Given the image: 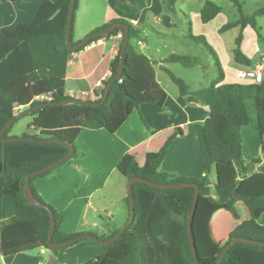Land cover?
I'll return each instance as SVG.
<instances>
[{"label":"trees","instance_id":"1","mask_svg":"<svg viewBox=\"0 0 264 264\" xmlns=\"http://www.w3.org/2000/svg\"><path fill=\"white\" fill-rule=\"evenodd\" d=\"M228 1L237 7L240 18L226 25L222 31L241 28V34L236 40L234 60L241 66L252 68L251 60L241 49L242 33L246 27L254 29L257 27L256 19L264 16V7L248 16L244 13L241 0ZM71 4L72 0L47 1L32 23L20 24L13 29H3L0 32V229L32 226L44 246L56 254L84 241L100 247L101 255L84 264H196L187 229L196 195L193 187L161 190L136 182L133 185L136 203L135 221L118 241L108 246H101L92 239H82L64 249H52L48 244L51 214L54 215L56 222L54 243H66L84 234L61 233L63 215L38 194L34 182L50 175L68 161L30 179V187L41 206L29 203L25 197L24 187L27 176L63 159L71 149L54 142L5 143L2 133L10 121L16 118L13 126L6 131V138H12L10 132L22 115H30L33 117L30 128L39 133L34 136L25 134L23 137L63 142L75 149V154L71 158L73 159L83 155L77 145V138L83 129H105L111 134H116L134 110L144 104L165 109L168 98L156 79L152 61L137 51L135 43L144 40L143 29L136 28L124 19L112 20L96 28L89 35L102 32L114 24L129 27L130 40L122 77L113 83L106 103L103 106H92L87 104L91 101L68 97L66 78L70 56L81 52L95 41L122 32L123 38L119 53L112 65V75L106 83L101 99L95 103L103 101L109 82L118 74L126 37L125 30L117 28L113 33L90 40L81 50L71 51L66 39ZM78 9L79 0L71 27L72 46L81 43L74 42ZM221 12V7L207 1L201 10V20L205 24L210 23ZM188 25L191 27L190 22ZM156 33L168 38L165 34ZM189 39L192 44L202 46L214 57L219 72L218 80L209 87L191 91L183 79L177 77L168 68H161L178 87L182 97L193 95L210 109V116L206 121L195 124L204 157L205 175L202 178L189 179L161 170L162 162L174 139V136H171L159 154L151 158L148 167L139 165L137 161H131L128 165V179L130 181L132 178H141L161 185L196 184L200 188L197 211L204 202V206L227 207L238 217L235 206L237 203H243L249 210L250 218L232 231L229 240L219 250L217 260L212 262L217 264L224 249L236 239L253 240L264 244V225L257 222L264 214V76L260 84L224 83L225 72L215 50L204 37L190 35ZM162 63L181 64L192 68L201 65V60L194 56L172 54ZM27 92H30L32 97L51 95L52 101L34 103L26 113L16 116L15 109L26 105L24 95L27 98ZM70 100L74 102L58 105ZM249 101L253 102L258 116L262 155L246 163L243 155L242 130L250 123ZM46 103L51 104L32 114L29 113L30 110ZM214 167L217 179L212 183L210 174ZM213 196H216V199ZM210 197L213 198V202L210 201ZM127 201L130 207L129 197ZM174 214L181 216L182 220H176ZM192 226L193 228L195 226L194 220ZM121 230L114 231L107 238L97 237L101 241H108ZM200 263L203 264L201 261ZM0 264H2L1 255ZM222 264H264V246L238 242L226 253Z\"/></svg>","mask_w":264,"mask_h":264},{"label":"crops","instance_id":"2","mask_svg":"<svg viewBox=\"0 0 264 264\" xmlns=\"http://www.w3.org/2000/svg\"><path fill=\"white\" fill-rule=\"evenodd\" d=\"M47 1L57 2L58 0H23L20 2L0 0V32L3 29H13L20 24L32 23L37 18L42 5ZM107 3L109 2L107 1ZM155 3L151 4L146 1L144 7H141L143 9L141 16H128L116 7H108V5L103 15L94 16L90 12L93 3L86 0L81 5L79 0L74 42L84 41L96 28L115 19L136 22L135 27L142 28L144 31V40L135 43L137 51L152 61L156 74L154 64L157 63L159 68L166 67L162 61L168 56L158 57L157 60H154L155 58L149 50V30L145 28L147 24L143 17L145 13L151 11L155 21L163 23L160 25L165 32L160 30L158 32L167 35L171 42L180 44L186 37L183 28L179 29L177 25L179 20L175 19V15L171 18L166 10L153 12V9L160 7ZM237 28L241 31L240 27ZM119 34L95 41L81 52L70 56L66 78L68 97L91 102L101 99L106 83L112 75L113 62L119 53L122 42V39L118 37ZM242 45L244 47V41H242L241 49ZM173 47L175 48L170 55L178 54L177 47ZM235 49L230 50V53L234 54ZM220 53L223 57L228 58L227 54H222L221 51ZM243 53L251 60L252 68L264 62V52L256 51L255 54H250L251 52L244 50ZM252 58L255 60L252 61ZM228 62L233 66L230 60ZM233 62L235 63V60ZM234 69H236L235 66ZM247 69V67L239 68L238 72ZM229 79L231 82L227 84L244 83L240 82L238 73L234 77L229 76ZM158 83L168 95L165 109H159L151 104L140 106L139 109L134 110L116 134H111L105 129H83L77 138V145L83 155L69 160L50 175L34 182L38 194L63 215L60 226L62 234H93L92 228L101 229L99 223L93 221L94 214L100 217L101 213H107V218H113L111 223L116 225L113 231L102 228L103 236L121 230L123 227L121 225H124L122 223L125 225L128 223L130 213L127 211L125 222L116 224L110 207L119 202L123 206L126 205L125 201L129 197L128 165L131 161H137L139 165L148 167L151 164V158L159 154L171 136H174V139L162 162L161 170L189 179L204 177V157L200 149L195 124L206 121L210 116V109L193 95L182 97L180 93L177 95L169 93L159 81ZM26 94L27 98L24 97L26 105L15 109L16 116L23 114L24 111L29 110L32 104L38 102L37 97H32L30 92ZM248 110L250 123L242 130L243 155L246 163L262 155L257 112L250 104H248ZM14 128L16 127L12 128L10 137H14ZM36 133L39 132L35 131L30 135L34 136ZM210 179L212 183L216 182L215 167L210 174ZM100 194L101 196H99ZM213 198L216 199V196ZM205 208L208 212L213 211L212 208L231 212L224 206L210 207L207 205ZM230 214L235 219L233 230L250 218V213L247 211L243 216H240L238 210V217L232 212ZM257 222L264 225V214ZM213 223L211 220V224ZM233 230L226 231L220 237L216 248L210 254L206 252V255L215 257L210 261L217 260L219 250L229 240ZM0 255L2 264H84L99 257L101 248L84 241L56 254L44 246L34 227L25 226L0 229Z\"/></svg>","mask_w":264,"mask_h":264},{"label":"rangeland","instance_id":"3","mask_svg":"<svg viewBox=\"0 0 264 264\" xmlns=\"http://www.w3.org/2000/svg\"><path fill=\"white\" fill-rule=\"evenodd\" d=\"M86 0H80V4L83 5ZM89 3H93V8L90 11L94 16L103 15L108 7L114 6L124 14L128 16H139L142 12L143 5L147 1L148 3H157L159 8L153 9V12L166 10L172 18L175 15V19L179 20L177 25L179 29L183 28L184 36L183 42L180 44L173 43L167 37H161L158 30L164 31V28L160 24L162 22H157L154 19L153 14L148 12L145 13L144 20L145 28L149 30V50H151L152 56L157 60L158 57L164 58L169 56L176 46L178 54H184L189 56L198 57L201 60V65H196L192 68L184 67L181 64H164L166 68L171 70L177 77L183 79L189 86L191 91H197L205 87H209L212 83L216 82L219 78V72L216 67V61L213 56L207 53L202 46L192 44L189 39L190 35L195 37H204L207 43L215 50L220 64L225 72L226 78L224 83H230L231 80L229 76L234 77L238 73L239 68H244L241 65L234 63V54L230 53V50L236 48V40L241 34L240 29H234L227 32H223V28L233 22H236L240 18L239 11L237 7L228 0H87ZM107 1L109 3H107ZM213 2L217 6L222 8V12L210 23H203L201 20V10L204 4L207 2ZM243 4L244 13L248 16L253 15L257 10L264 7V0H241ZM155 3V4H156ZM150 4V5H151ZM153 6V5H152ZM142 7V8H141ZM79 15V14H78ZM141 16V15H140ZM175 22V20H173ZM188 22L191 23L189 27ZM257 27L254 29L252 27L246 28L243 33L244 47L242 45V51L251 52L250 54H255L256 51L264 52V16L258 17L256 19ZM190 28V29H189ZM158 49V51H157ZM227 54L228 58L223 57L220 53ZM230 60L233 63L231 66ZM233 59V60H232ZM224 60V61H222ZM255 59L252 58V61ZM156 67L157 80L160 82L162 87L169 93L179 94L178 87L172 82L170 77L161 68L157 67V63L154 64ZM234 66L236 69H234ZM240 82L249 83L250 80H242ZM26 97V95H24ZM248 104L253 106V102L249 101ZM255 110V108H254ZM28 110L24 111L26 113ZM33 122V117L30 115H22L18 122L14 125L15 132L14 137L20 138L24 134L30 135L32 132L35 133L36 130H31L30 125ZM35 135H38L37 133ZM31 136V135H30ZM127 182V180H126ZM103 194V193H102ZM101 196V194L99 195ZM128 197V196H127ZM126 205H122L120 202L116 203L112 210L116 224L125 222L127 211L130 213V207L128 201H125ZM206 203V202H205ZM241 203V202H240ZM240 205V206H239ZM235 208L239 210L240 216H243L245 211L249 213L248 208L243 204L237 203ZM204 202L199 207V210L194 217V234H195V246L199 261L203 264H212L215 257L206 255L213 251L221 236H223L226 231L233 230L235 219L231 216V212L220 211V208H212L213 211L208 212L205 210ZM107 213H101L100 217L94 214L93 221L98 222L99 228H92L93 235L98 237H103L101 230L105 228L107 230H112L116 227L111 223V219L107 218ZM176 220H182L181 216L174 214ZM130 219V218H129ZM213 220V224H211ZM126 227L125 223H122ZM128 224V223H127ZM110 232V231H109ZM112 232L107 233L105 238L109 237Z\"/></svg>","mask_w":264,"mask_h":264},{"label":"water","instance_id":"4","mask_svg":"<svg viewBox=\"0 0 264 264\" xmlns=\"http://www.w3.org/2000/svg\"><path fill=\"white\" fill-rule=\"evenodd\" d=\"M77 2H78V0H72L71 9H70V16H69V22H68V27H67L66 39H67V45H68V47H69V49L71 51L76 52L78 50H81L83 47L86 46V44L90 40L105 36V35L110 34V33H113L115 31V29H117V28H123L125 30L126 37H125V41H124L122 52H121V64H120L117 76L115 78H113L109 82L108 87L106 89V93H105L104 99H103V101L101 103H95V102H88L87 103V104L92 105V106H103L106 103L107 99H108V96L110 94V91H111L113 83L115 81H117V80H120L121 77H122L126 51H127L129 40H130L129 27L126 26V25H123V24H114V25H112L111 27H109L108 29H106V30H104L102 32H99V33H96V34H94L92 36H89L86 40H84L80 44H78L76 46H72V44H71L72 43L71 27H72L73 22H74V16H75V12H76ZM73 102H74V100H70V101L65 102V103H59L58 105H67V104H71ZM50 104L51 103L42 104L39 107H36V108L30 110L29 113L32 114V113H34V112H36V111H38V110L50 105ZM15 121H16V118L13 119L12 121H10L9 124L3 130L2 139H3V141L5 143H16V142L52 143V142H54V143L62 144V145L66 146V147H69L71 149L70 153L68 155H66L63 159L53 163L52 165L48 166L47 168H44V169H42V170H40L38 172L32 173V174L27 176V178H26L27 183H26V186L24 187L25 197H26V199H27V201L29 203H31L33 205H36V206H41V203L36 199L32 189L30 187V179L32 177L39 176V175H42V174H44L46 172H49V171L53 170L54 168L66 163L75 154V149L72 146H69V145H67V144H65L63 142L56 141V140H51V139H35V138H28V137L6 138V136H5L6 131L10 127L13 126ZM136 182L143 183V184L148 185L150 187L161 189V190L183 189V188H189V187L195 188L196 195H195V200H194L193 207H192V210H191V214H190V217H189L187 229H188L189 242H190V245H191V249H192V252H193V255H194L195 262H196V264H201L200 261H199L198 255H197V251H196V246H195V241H194V234H193V226H192L195 214L197 212L199 199H200V188H199V186L196 185V184L161 185V184H156V183H153V182L147 181L145 179H141V178H132L129 181L128 192H129L130 212H131L130 213V221L126 225V227H124L121 230V232L118 235H116L114 238H112V239H110L108 241H101L97 236H95L93 234H84V235L78 237L77 239L68 241L66 243L56 244V243L53 242V237H54L55 228H56V222H55V219H54V215L51 214V233H50V238H49V241H48V244H49L50 248H52V249H64V248L70 247L76 241H79V240H82V239H92V240L98 242L101 246H108V245H111V244L115 243L116 241H118L126 233V231L130 228V226L135 221V217H136V203H135V195H134L133 185ZM210 201H212V202L214 201L212 197H210ZM238 242H243V243L256 245V246H264V244L259 243L257 241L247 240V239H236L229 246H227L224 249V251L222 252V254L220 256V260L218 261L217 264H222L223 263L226 253L228 251H230L234 247V245L236 243H238Z\"/></svg>","mask_w":264,"mask_h":264},{"label":"built area","instance_id":"5","mask_svg":"<svg viewBox=\"0 0 264 264\" xmlns=\"http://www.w3.org/2000/svg\"><path fill=\"white\" fill-rule=\"evenodd\" d=\"M133 25H137L136 22H131ZM120 39L123 38V34H119ZM264 76V62L259 63L253 68H248L247 70H241L238 72V77L242 80H250V84H260ZM38 102L52 101L51 95H42L37 97ZM214 188V185H212Z\"/></svg>","mask_w":264,"mask_h":264}]
</instances>
